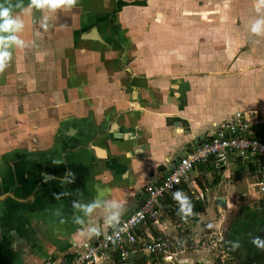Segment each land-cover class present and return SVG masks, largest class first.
I'll return each instance as SVG.
<instances>
[{"label": "crops", "instance_id": "0c3cea01", "mask_svg": "<svg viewBox=\"0 0 264 264\" xmlns=\"http://www.w3.org/2000/svg\"><path fill=\"white\" fill-rule=\"evenodd\" d=\"M0 4L21 15L18 35L27 45L10 49V64L0 73V264H67L95 239L78 236L83 226L73 216L82 213H74V200L124 198V218L186 143L207 138L214 121L253 110L249 133L264 136V43L257 47L262 52L251 49L254 34L247 41L241 34L229 38L228 30L221 35L212 16L182 14L181 0H77L70 9L30 15L15 7L29 0ZM235 156L220 167L230 178L219 195L226 205L227 192L244 200L261 196L247 179L236 187V179H263L264 163L254 164L253 173L247 157ZM252 156L249 161H259ZM198 166L191 175L200 186L199 174L209 172ZM85 219L102 233L109 229L102 208ZM192 252L191 259H182L190 250L182 252L177 264H202L200 251Z\"/></svg>", "mask_w": 264, "mask_h": 264}, {"label": "built area", "instance_id": "2783aa9c", "mask_svg": "<svg viewBox=\"0 0 264 264\" xmlns=\"http://www.w3.org/2000/svg\"><path fill=\"white\" fill-rule=\"evenodd\" d=\"M253 113V110L237 111L226 119L214 121L205 140L194 146L186 143L173 166L159 182L145 187L139 204L121 219L120 226L124 231L119 239L113 236V229L109 228L93 241L81 245L67 264H129L130 259L139 253L160 255L166 263L176 264L174 260L177 261L182 250L174 249L179 242L169 237L171 231L168 227L175 225L177 228L187 220L174 223L167 215L164 201L182 185H186L191 193H200L196 177L191 174L201 163L210 161L214 167L223 166L230 155L236 153L245 157L247 154L256 155L264 163V136L253 137L249 133L250 124L255 120ZM257 178L254 186L262 194L264 178ZM154 232L160 235L156 236ZM110 236L113 239H108ZM220 241L221 237L210 246L212 254L218 250ZM85 244L88 246L85 247ZM215 258L219 259V264H229L227 256L220 249L215 253Z\"/></svg>", "mask_w": 264, "mask_h": 264}, {"label": "rangeland", "instance_id": "374dc122", "mask_svg": "<svg viewBox=\"0 0 264 264\" xmlns=\"http://www.w3.org/2000/svg\"><path fill=\"white\" fill-rule=\"evenodd\" d=\"M163 0H150V4H153L154 2L158 5L162 4ZM171 1H180V0H171ZM186 3L185 8H181V13L191 16V15H202L203 21H208L210 18L213 17V21L215 23H219V33H223L225 30L229 31V34L226 33V36L229 38H233L236 36H246L253 35L251 32V23L255 20L256 15H263V13H256L254 9V0H181ZM155 5V4H154ZM193 5L197 6V12L194 10ZM156 12L158 15H163V10H159L157 8H160V6H155ZM154 8V11H155ZM201 12V13H200ZM166 13L171 14L170 11H167ZM212 20V19H210ZM226 21L229 22L228 25H225ZM225 33V32H224ZM222 35V34H221ZM220 35V37H221ZM255 35V34H254ZM254 41L251 42V49L253 48L254 51L262 52L263 49L261 48L260 51L257 47H259V41L261 39L262 43H264V34L261 35H255ZM213 43H218L219 46L225 45L221 41H215ZM229 43L226 40V44ZM248 43V42H247ZM242 48H248V44H245V41L243 42ZM210 46V45H209ZM208 46V47H209ZM234 46V45H231ZM228 47V46H227ZM225 50L228 52L232 51V48H225ZM237 57L238 54H235ZM262 59V64H264V55L260 57ZM260 60L258 59V62ZM235 67L230 66L229 70H235ZM238 156L239 153H236ZM232 156V155H231ZM231 156L227 159L230 160ZM247 157H250L254 159L255 157L251 154H247ZM231 161V160H230ZM234 164V165H233ZM221 166L214 167L215 169H209V173L205 176L201 172L198 176V181L200 184V193H193L195 197H198L199 199H204L207 203L206 209L204 212L197 214L198 216L197 221H186L181 223L178 228H176L175 225H170L168 229L172 231L169 237H174V241H180L175 247V250H182L183 254L184 252H187L190 250L191 254L186 255L182 259H191L192 256H195L196 253L192 252L195 250L200 251V256L203 258L202 264H216V258L215 253L219 250L218 248L215 253L212 254L213 249L210 248L214 242H217V239L222 238V233L225 229V224L228 221L229 217L232 215L233 212H235L239 205L241 203H254L260 198V194H254L250 195L251 199L247 197L245 200L243 198H239L237 194H231L230 192H227L230 198V204L226 205L225 208L222 207V210L219 206L217 208L215 204V199L219 195H225L226 191L225 188L230 186V178H226L225 174L222 172ZM227 167L231 168L233 170V173L236 170V164L231 163ZM193 171V173H195ZM192 173V174H193ZM237 174V172H236ZM215 175H219V181L220 183H214L213 179ZM238 175V174H237ZM245 182V179H247L248 183L251 184L250 187L253 188V190L256 188L254 186L255 180L258 178H254L252 174H249V176L246 178H237L236 180V187L241 186V182ZM246 184V183H245ZM239 187L236 188L238 191H242L244 189ZM253 193V192H252ZM176 221V220H175ZM174 221V223H176ZM212 224L213 227L209 228L208 225ZM176 228V230H175ZM175 230V231H174ZM178 238V239H176ZM181 248V249H179ZM181 252V253H182ZM146 255L148 253H145ZM141 253H139L138 256H140ZM156 255V254H155ZM160 261V260H159ZM179 263L184 264L187 262L185 260H178ZM147 262L151 263V260L148 258ZM197 262V261H196ZM193 262L192 264H200ZM174 263L177 264V261L174 260ZM160 264H163L162 260L160 261Z\"/></svg>", "mask_w": 264, "mask_h": 264}, {"label": "clouds", "instance_id": "9594fccd", "mask_svg": "<svg viewBox=\"0 0 264 264\" xmlns=\"http://www.w3.org/2000/svg\"><path fill=\"white\" fill-rule=\"evenodd\" d=\"M77 3V0H29V4L26 7H22L21 4L15 5L17 8H21L22 13L30 15L33 9L40 11H52L55 12L58 8H72ZM12 5L5 6L0 4V73H3L9 66L12 59V52L10 49L15 46L17 48L27 47L25 42L18 35L24 28V20L21 15H12ZM254 9L256 13L260 14L264 11V0H254ZM46 21L47 17H43ZM251 32L255 35L264 34V15H259L251 23ZM66 195V194H61ZM82 196L83 193H80ZM59 198V196H57ZM173 199L178 203V212L182 219H186L193 215V204L190 198L182 191L177 190L173 193ZM72 208L75 212L82 213V215H74L73 223L81 225L78 229V236L81 238L91 239L92 237H99L102 234V228L96 224L88 222L86 225L87 217H91L97 208H102L104 211V228H112L113 236L119 239L120 233L124 231L121 225V217L127 210V201L124 198L113 196L106 199H95L90 202H84L83 200H74L72 202ZM57 216H61L59 209L55 213ZM65 222L61 218V223ZM209 228L213 225L209 224ZM113 236L108 239H113ZM233 248L239 246L238 242H231ZM251 243L258 249L264 250V238L254 236ZM85 247L88 245L85 244Z\"/></svg>", "mask_w": 264, "mask_h": 264}, {"label": "trees", "instance_id": "16d2710c", "mask_svg": "<svg viewBox=\"0 0 264 264\" xmlns=\"http://www.w3.org/2000/svg\"><path fill=\"white\" fill-rule=\"evenodd\" d=\"M122 4L124 5L126 3L123 1L119 3L120 6ZM235 158L237 161H243L245 156L239 154L238 156L236 155ZM246 160H248L249 166L247 169L256 173L254 164L258 165L259 163L260 165L261 162L257 161L254 163L249 161L248 157ZM198 167L205 172H209V169H215L210 161L201 163ZM243 170H245V168L241 169V171ZM219 178V175H215L213 182L215 184L218 183ZM179 190H182L190 198L193 204V215L185 220H197L196 214L205 211L207 205L206 201L195 197L186 185L180 186ZM164 203L167 206V215L173 221L176 220V223L181 222L182 218L178 212L179 205L173 199V196H167ZM225 226L221 241L219 242V249L227 256L229 264H264V250L258 249L251 243L254 236L264 238V193H262L260 198L254 203H241L238 209L229 217ZM231 242H238L239 246L233 248ZM138 255L139 254L132 257L129 264H146L148 258L151 260V264L162 260L160 255H146L145 253H141L140 256ZM216 264H219V259H216Z\"/></svg>", "mask_w": 264, "mask_h": 264}, {"label": "water", "instance_id": "95a60500", "mask_svg": "<svg viewBox=\"0 0 264 264\" xmlns=\"http://www.w3.org/2000/svg\"><path fill=\"white\" fill-rule=\"evenodd\" d=\"M215 204L216 206L219 208V206H225L226 205V200L225 198L221 197V196H218L216 197L215 199Z\"/></svg>", "mask_w": 264, "mask_h": 264}]
</instances>
